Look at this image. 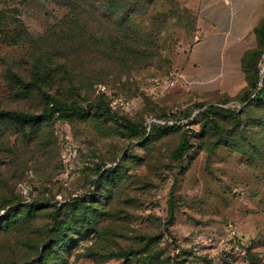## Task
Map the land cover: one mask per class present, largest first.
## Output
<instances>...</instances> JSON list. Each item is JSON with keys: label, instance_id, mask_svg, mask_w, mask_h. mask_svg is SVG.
Instances as JSON below:
<instances>
[{"label": "rangeland", "instance_id": "obj_1", "mask_svg": "<svg viewBox=\"0 0 264 264\" xmlns=\"http://www.w3.org/2000/svg\"><path fill=\"white\" fill-rule=\"evenodd\" d=\"M148 5L155 12L136 16L133 28L140 35L130 42L128 57L118 63L97 55L77 58L69 70L72 82L52 87L59 100L90 109V115H57L34 131L0 123V206L62 207L88 197L105 210L99 232L75 236L69 247L51 253L50 264H264V124H255L236 99L239 81L183 72L201 37L195 12L185 11L183 0ZM23 19L33 35L42 32L38 14ZM93 28L96 34L98 25ZM31 54L28 46L0 41L4 111L39 115L45 108L37 91L20 84L33 80ZM259 68L263 78L264 58ZM196 104L240 111L242 127L221 117L218 124L203 123L198 114L204 109ZM170 113L182 120L181 132L150 136L148 128L141 140L117 120L149 127L164 125ZM186 131L192 150L179 159ZM101 164L118 171L102 179ZM50 210L29 227L0 233V264L37 260ZM121 251H131L129 263L112 258Z\"/></svg>", "mask_w": 264, "mask_h": 264}, {"label": "trees", "instance_id": "obj_2", "mask_svg": "<svg viewBox=\"0 0 264 264\" xmlns=\"http://www.w3.org/2000/svg\"><path fill=\"white\" fill-rule=\"evenodd\" d=\"M148 1L0 0V41L11 46L30 48L33 80L20 81V84L24 91H37L45 103V108L39 115L4 111L0 108V123L14 122L22 128L30 127L34 131L43 123H50L57 115L66 117L90 115V109H84L75 102L67 104L59 100L52 94V87L57 83L61 86L66 81L72 82L69 70L77 58L86 59L97 55L118 63L128 57L133 46L130 42L134 41L135 36L140 35L133 28L136 16L142 15L145 11L146 14L143 15L149 17L155 12L148 5ZM29 13L38 14L44 23L42 32L36 36L30 32L23 19ZM94 24L98 25L96 34ZM256 35V47L247 51L242 58V71L246 76L247 86L236 96V99L245 104V109L252 112L250 114H254L252 118L255 124H264V74L262 78L259 68L264 58V18L256 28ZM260 84H262L261 88ZM196 107L201 111L204 109L198 114L203 123L218 124L215 120L221 117L227 122L236 124L237 128L242 127L243 119L240 111L216 105L208 107L196 104ZM95 110L102 115H112L102 108ZM175 114L163 116L162 119L166 121L164 125L151 124L149 127L144 124H133L120 117L117 120L125 123L120 125L126 130L138 133L136 137L141 140L148 134V128L150 136L160 131L181 132L182 127L179 122L182 120ZM172 119L174 122L170 124L169 121ZM262 129L264 133V127ZM189 133V131L184 132L183 143L176 152L179 159H184L192 150L187 137ZM117 171L116 168L105 169V164H101L98 168L102 179L111 177ZM96 186L98 187L99 184L97 183ZM49 209H51L52 222L50 229L48 228L49 234L43 252L37 256L36 261L27 264H50L51 253L69 247L74 243L77 235H86V231L89 230L97 231L99 219L105 215V210L88 197L74 199L62 207L57 205L52 207L49 202H33L23 206L8 203L0 206V210L5 211L0 218V233H10L29 227ZM131 256V251H121L114 253L112 258L124 259L129 263Z\"/></svg>", "mask_w": 264, "mask_h": 264}, {"label": "crops", "instance_id": "obj_3", "mask_svg": "<svg viewBox=\"0 0 264 264\" xmlns=\"http://www.w3.org/2000/svg\"><path fill=\"white\" fill-rule=\"evenodd\" d=\"M183 5L195 12L202 29L183 72L200 79L237 80V96L247 86L242 58L257 45L264 0H183Z\"/></svg>", "mask_w": 264, "mask_h": 264}, {"label": "built area", "instance_id": "obj_4", "mask_svg": "<svg viewBox=\"0 0 264 264\" xmlns=\"http://www.w3.org/2000/svg\"><path fill=\"white\" fill-rule=\"evenodd\" d=\"M179 77H180V75L178 76V78H179ZM170 85H171V86H174V85H175V79H173V80L170 81Z\"/></svg>", "mask_w": 264, "mask_h": 264}]
</instances>
